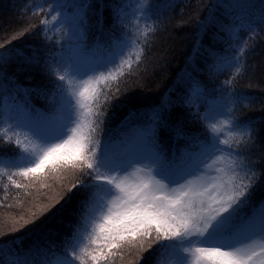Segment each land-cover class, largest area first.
Instances as JSON below:
<instances>
[{
    "label": "snow or ice",
    "instance_id": "obj_1",
    "mask_svg": "<svg viewBox=\"0 0 264 264\" xmlns=\"http://www.w3.org/2000/svg\"><path fill=\"white\" fill-rule=\"evenodd\" d=\"M89 7L83 0L71 4L59 0L47 9L54 12L51 22L43 19L41 24L68 25L71 35L82 39ZM216 7L234 16L220 30L227 32L233 41L230 48L243 54L247 43L240 46L234 42L239 40L241 30L256 34L254 24H264V5L260 6L257 20L246 13L252 7L247 0H220ZM68 8L72 9L70 14ZM37 9L44 10L39 4ZM146 12L139 0H124L113 8L116 24L125 29L124 21L129 16L137 21L147 19ZM200 24L202 33L215 26L214 13ZM149 31L155 32V28H137L136 34L147 37ZM199 44L198 40L197 47ZM4 48L0 45V49ZM142 53L143 49L125 30L91 51L83 45L77 46L71 52L70 66L52 68L45 61L44 70L63 82L56 84L54 106L47 112L22 103H9L15 100L14 96H0V139L14 142L20 150L14 157H0V174L17 167L19 171L14 175L27 178L46 175L45 169L70 167L87 177V182L78 179L72 186L85 191L87 203L80 226L66 241L63 252L53 251L50 256L46 249H39L37 259L17 256L12 264H76L77 261L89 264V260L91 264H111L118 255L114 249L135 247L139 243L146 251L143 245L148 237H151L148 247L156 245L159 255L167 258V264H264V198L257 199V192L264 190V174L254 170L255 163L246 159V147L241 148V140L245 146H254V121L243 127V122L234 118L227 122L229 131L240 137L233 148L228 140L219 138L214 123L209 126L206 139L186 133L179 123L173 122L171 103L161 100L149 110L147 125L132 128L119 140L113 139L118 129H109L101 137L108 116L107 109L101 111V106H112L115 115L123 101L118 95L119 87L109 95L112 85L118 84L134 63L141 62ZM210 54L213 57L210 71L217 75L236 67L241 58L235 53ZM13 55L24 65H40L35 51L28 55L19 48L14 52L0 50V64ZM236 70L239 72V67ZM61 71L66 74H59ZM75 77L80 78L78 86L73 84ZM225 83L230 91L231 79ZM4 90L0 85V91ZM23 91L27 98V90ZM192 92L200 95L198 82L194 83ZM232 94L239 96L236 92ZM137 115L138 112L129 110L119 128L126 127ZM169 128L177 140L194 143L180 149L179 155L176 149L169 153L160 140V132ZM226 151L227 157L223 155ZM7 178L16 185L12 175ZM38 220L34 215L21 228L29 224L41 227ZM3 247L0 245V250Z\"/></svg>",
    "mask_w": 264,
    "mask_h": 264
},
{
    "label": "trees",
    "instance_id": "obj_2",
    "mask_svg": "<svg viewBox=\"0 0 264 264\" xmlns=\"http://www.w3.org/2000/svg\"><path fill=\"white\" fill-rule=\"evenodd\" d=\"M59 0H0V45L4 49L19 48L26 54L33 51L40 57V65L29 66L20 62L14 55L0 64V85L5 89L0 96L15 97L9 103H22L26 106L49 111L54 105L53 94L56 84L63 83L56 76L44 70L45 61L52 68H60L71 57L75 43L83 41L84 47L91 51L97 44H105L112 36H119L127 30L128 37L135 39L143 49L141 62L134 63L130 72L112 85L111 96L116 87L120 88V100L123 103L115 115L112 106L105 104L101 111L107 109L108 116L102 125L101 137L109 129L117 130L114 140L136 126H145L150 122V109L167 100L172 105V120L179 123L188 134H198L200 139L209 135V118L218 108L225 109L231 119L243 122L254 121L255 138L253 144L246 145L241 140V148L246 147L247 157L256 165L257 173L264 174V24H254L256 34L241 30L239 40L234 43L248 47L243 54L230 48L233 41L227 32L220 28L232 22L223 8L216 7L220 0H144L141 7L147 10V19L129 16L124 24L127 29L116 24L113 8L124 0H83L91 5L87 12V23L83 29V38L71 35L68 25H43L41 20L51 22L52 12L49 5ZM79 0H67L68 4ZM252 5L246 10L253 20L259 18L260 6L264 0H247ZM42 5L43 11L37 9ZM170 5V6H166ZM69 14L72 12L68 8ZM210 13H214L215 26L201 32V21H205ZM141 13L139 14V16ZM239 23V21H237ZM49 30L45 31V28ZM155 28L147 37L137 36L136 29ZM58 29V30H57ZM200 41L197 47V41ZM219 55H240L239 67H233L221 74H213L210 65L213 57ZM135 61V59H133ZM61 71L59 74H63ZM231 79V90L226 81ZM199 83L200 95L192 92L194 83ZM27 90V98L25 92ZM233 92L239 93L238 97ZM103 98V97H102ZM115 103V101H113ZM138 112L126 127L119 128L120 121L128 111ZM238 134H233L229 144L237 147ZM247 139L246 137L244 138ZM160 140L165 149L171 152L186 148L194 141L177 140L171 128L160 132ZM194 150V149H193ZM19 148L14 142L0 139V157H14ZM45 174L37 177L14 175L10 168L6 174H0V264H12L17 257L27 255L29 260L37 259L39 249H46L51 256L54 251L61 254L66 241L80 226V220L86 206L85 191L79 186L72 188L78 179L85 180L78 170L72 168L45 169ZM12 175L16 187L7 176ZM72 188V191L69 189ZM264 198V190L257 192V199ZM58 202V203H57ZM50 205H55L50 211ZM39 217L36 227L29 224L21 228L25 220ZM15 229H20L15 231ZM151 237L135 247L114 249L118 255L111 264H167V258L159 255L156 245L148 247ZM31 255H28L30 254ZM89 264H91L89 260Z\"/></svg>",
    "mask_w": 264,
    "mask_h": 264
},
{
    "label": "rangeland",
    "instance_id": "obj_3",
    "mask_svg": "<svg viewBox=\"0 0 264 264\" xmlns=\"http://www.w3.org/2000/svg\"><path fill=\"white\" fill-rule=\"evenodd\" d=\"M143 1L144 0H139V3H140V6H142V4H143ZM66 2H67V0H66ZM52 14H54V12H52ZM139 14L140 13H137L136 15L137 16H139ZM135 19V18H134ZM57 26H59V27H63V26H65V25H59V24H57ZM80 45H83L84 46V43H83V41L82 42H80V43H75L74 45H73V47H72V50L73 49H75L77 46H80ZM72 52V51H71ZM133 59H135V55H133V57H132V60ZM68 66H70L71 65V59L70 60H68L67 61V63H66ZM64 75L66 74L65 72L63 73ZM87 77H84V79H86ZM73 79V84L75 85V86H78V82H79V77H75V78H72ZM224 111H226L225 109H222V108H218V109H216V111L210 116V118H209V123H210V125L211 124H215V126H216V129L218 130V132H219V138L221 139V140H228L229 141V139L231 138V136L233 135V134H238V133H236V132H230L229 131V124L227 123L230 119H231V117H230V115H229V113H228V115H217V112H224ZM213 116H215V119L213 120L212 119V117ZM66 138V137H65ZM223 155L225 156V157H227L228 156V153H227V151L225 152V153H223ZM22 166H30V165H22ZM218 167L219 166H221V165H217ZM11 170H12V172L13 173H16V172H18L19 171V168H17V167H11L10 168ZM203 246H207V245H203ZM76 264H79V261H77L76 262Z\"/></svg>",
    "mask_w": 264,
    "mask_h": 264
}]
</instances>
